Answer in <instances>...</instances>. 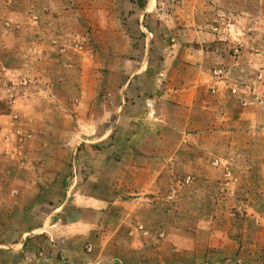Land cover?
<instances>
[{
    "label": "rangeland",
    "instance_id": "374dc122",
    "mask_svg": "<svg viewBox=\"0 0 264 264\" xmlns=\"http://www.w3.org/2000/svg\"><path fill=\"white\" fill-rule=\"evenodd\" d=\"M9 2H15L17 7L22 5L26 18L19 19L18 14L10 13ZM23 25L56 27L50 37L42 40L55 48L58 60L38 63L33 74L24 73L22 66L15 65L9 71L0 65V242L7 230L16 233L17 207L6 204L9 198L15 201L20 195L27 229L40 216L49 220L54 215L57 221L63 217L97 222L100 209L94 198L99 195V185L105 184L108 189L130 183L124 167L129 160L120 159L123 148L116 140L114 105L118 98L113 92L114 86L122 84L129 75L115 74L112 69L113 33L110 36L95 29L93 32V27H122L124 36L116 43L130 49L133 45L136 50L133 55H121V61L127 62L136 60L146 36L151 39L149 57L153 61L162 58L165 49L178 38L191 39L194 44L200 40L197 43L221 57V61L211 64L215 66L211 72L217 77L215 69L224 71L222 91L254 113L257 126L252 128V135L264 139V0H0V27ZM53 39L57 46H53ZM11 40L18 43L16 35ZM158 83L163 85V80ZM106 131L110 135L104 138ZM259 147L264 150V144ZM214 156L210 161L212 169L206 170L208 174L201 180L203 185L211 186V192H218L230 206L234 198L235 215L247 216L250 193L237 195L238 187L264 185V168L256 176L247 172L240 176L235 161L227 160L220 151ZM106 157L122 161V165L108 171L99 169ZM259 162L263 164L264 157ZM192 167L193 162L186 163V171ZM199 179L193 173L156 177L157 194H151L164 198L176 212L173 219H178L179 203L186 214L194 213L191 194ZM57 190H62L64 196L56 199ZM129 192L112 190L106 195L130 198ZM56 207L58 216L53 212ZM217 213L223 222L203 225V239H194V224L186 225L191 233L185 240L186 264H206L210 260L214 262L209 264H264V222L254 220L253 225L246 227L239 224L240 229H252L243 240L214 238L211 229L232 231L234 226L226 222L224 210L217 209ZM45 227L43 224V231ZM93 234L88 237L74 232L64 238L58 233L52 239L47 234L42 246L57 248V259L67 264L64 251L98 249L100 241ZM134 244L144 249L151 243L142 239ZM170 244L176 248L172 241ZM217 247L244 251L241 255L237 252L236 257L218 258ZM211 252L215 256L208 257ZM170 260L177 261L176 250L171 251ZM141 262H146L144 254ZM96 264L107 262L98 260Z\"/></svg>",
    "mask_w": 264,
    "mask_h": 264
},
{
    "label": "crops",
    "instance_id": "0c3cea01",
    "mask_svg": "<svg viewBox=\"0 0 264 264\" xmlns=\"http://www.w3.org/2000/svg\"><path fill=\"white\" fill-rule=\"evenodd\" d=\"M7 7L10 13L18 14L19 19L26 18L25 10H21L22 5L17 7L15 2H9ZM56 29L25 25L0 27V65L9 71L15 65L22 66L24 73L33 74L38 63H56L57 51L50 43L42 40L47 35L50 37ZM94 29L97 33L107 32L110 36L113 33L112 69L115 74L129 75L122 84L118 82L114 86L113 92L118 98L114 105L117 114L114 125L118 133L116 140L123 148L120 159L129 160L124 167L130 183L116 184L108 189L105 184L99 185V195L94 198L100 209L97 222L91 219L67 220L63 217L57 221L54 215L49 220L40 216L34 221L33 227L27 229L23 221L24 203L20 195L15 201L9 198L6 204L17 207L14 217L17 227L15 235L10 230L2 235L0 264H66L57 259L58 249L42 246V240L47 234L51 239L58 236V233L66 238L68 234L73 236L74 232L87 234L88 237L95 233L100 242L98 249L91 252L64 251L67 264H96L98 260L107 264H143V254L146 256L145 264H186L185 240L191 235L186 225L189 222L194 224V239H203L200 236L203 225H221L223 222L217 209L224 210L226 222L234 226L232 231L211 229V236L235 240L247 238L252 229H240L239 224L246 227L253 225L254 220L264 222V185H239L237 195L244 191L250 193V200L247 201L250 211L243 217L235 215L234 198L231 207L221 200L218 192L214 194L211 192L212 187L203 185L201 181L208 174L206 170L212 169L210 161L218 151L227 160L235 161L240 176L244 172L256 176L264 168V163L260 165L259 162L264 157L263 147H259V144H264V139L252 135V128L257 126L254 113L248 107L239 105L234 97L226 95L220 87V83H224L223 78L211 72L215 67H211V64L221 61V57L216 56L215 50H206L203 43H197L200 40L194 44L190 43L191 39L182 41L178 38L165 49L162 58L153 61L149 57L151 39L146 36L136 60L121 61L122 54L133 55L136 52L133 45L130 49L127 45L122 46L121 42L116 43L117 39L124 36L122 27H93V32ZM14 35L18 37V43L11 40ZM160 80H163V85H159ZM109 135L107 131L103 134L104 138ZM104 161L99 163V169L103 168V171L122 165V161L118 163L117 159L112 161V158L106 157ZM190 162H193V169L186 171V163ZM189 173L200 177L191 194L194 213L186 214L183 204L179 203L178 219H173L176 212L169 207L170 204L164 198L157 199L151 194H157L156 177ZM17 174L21 176L22 172L18 170ZM111 189L120 192L128 190L131 197H109L106 193L112 192ZM61 195L64 196V192L57 190L56 199ZM212 208L216 211L213 212ZM56 210L57 207L53 212H57L58 216L59 211ZM43 224L46 225L45 231L42 230ZM29 238L30 242L25 246ZM142 239L151 243L150 246L143 249L134 244V241ZM217 248L218 258L227 255L236 257L237 252L241 255L244 251L243 248L240 251ZM174 250L177 261L173 263L170 253ZM211 256L215 254L211 252L208 257ZM210 262L214 261H207L206 264Z\"/></svg>",
    "mask_w": 264,
    "mask_h": 264
},
{
    "label": "built area",
    "instance_id": "2783aa9c",
    "mask_svg": "<svg viewBox=\"0 0 264 264\" xmlns=\"http://www.w3.org/2000/svg\"><path fill=\"white\" fill-rule=\"evenodd\" d=\"M37 18V16H34V19H36ZM52 43H53V46H57V40L56 39H53L52 40ZM215 74L217 75V77H222V76H224V75H222L223 74V70L221 69V68H219V69H215Z\"/></svg>",
    "mask_w": 264,
    "mask_h": 264
},
{
    "label": "trees",
    "instance_id": "16d2710c",
    "mask_svg": "<svg viewBox=\"0 0 264 264\" xmlns=\"http://www.w3.org/2000/svg\"><path fill=\"white\" fill-rule=\"evenodd\" d=\"M140 6H145V4L144 3H141V5Z\"/></svg>",
    "mask_w": 264,
    "mask_h": 264
}]
</instances>
